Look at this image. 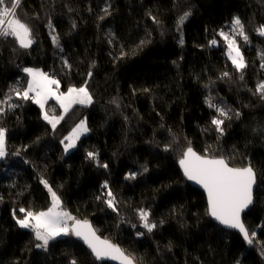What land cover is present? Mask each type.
<instances>
[{"label": "trees", "instance_id": "1", "mask_svg": "<svg viewBox=\"0 0 264 264\" xmlns=\"http://www.w3.org/2000/svg\"><path fill=\"white\" fill-rule=\"evenodd\" d=\"M17 14L34 43L25 49L0 37V99L12 95L19 105L0 115L7 153L0 159V264H110L73 234L37 247L34 232L19 226L20 208L51 206L42 181L71 216L93 223L136 264H264V98L257 92L264 0H22ZM236 17L249 37H236L242 71L219 35L231 32ZM32 67L56 77L62 91L86 85L92 104H77L53 129L40 106L10 91L26 90L24 69ZM83 120L88 134L66 154L65 138ZM188 147L256 172L254 206L244 215L251 244L210 218L207 197L180 169ZM141 209L157 225L151 232Z\"/></svg>", "mask_w": 264, "mask_h": 264}, {"label": "snow or ice", "instance_id": "2", "mask_svg": "<svg viewBox=\"0 0 264 264\" xmlns=\"http://www.w3.org/2000/svg\"><path fill=\"white\" fill-rule=\"evenodd\" d=\"M21 2L22 0H0V37H12L19 43L20 47L27 49L32 46L34 40L31 27L23 22L17 14ZM188 15L189 13H185L181 16L178 24H183ZM49 27H52L51 23ZM230 27L231 32L221 30L219 35L226 42V54L231 59L232 64L238 71H242L247 67V64L237 44L236 37H242L245 42L249 41V37L244 31L243 23L239 17L234 18ZM258 32L260 35H264V26L258 29ZM53 42L58 45V38L54 36ZM210 43L215 46L218 42L213 39ZM261 67H264V64ZM24 72L31 76L26 90L21 91L19 88H13L10 91L23 100H33L41 109L51 98L59 103L65 113L74 104L85 105L92 102V97L86 85L79 88L69 87L67 92L60 93L58 91L60 82L50 78L43 71L25 68ZM223 75L228 76L229 73L225 72ZM241 79H243V76H241ZM53 85L57 86L56 89H53ZM257 92L264 98V81L257 84ZM30 93H34V95L30 96ZM209 106L215 107L210 102ZM16 107H19V105L12 102V95L0 99V115L6 110H12ZM217 111L222 117H227V112L224 109L217 108ZM43 119L48 121L55 129L56 124L63 119V116H49L47 112H44ZM212 123L217 126L219 131H223L220 127L224 123L223 119H213ZM87 131L85 122L81 121L72 133L65 138L69 141L65 145V151L74 148L76 146L75 141L79 139L80 134ZM6 154V129L0 127V158H3ZM88 156L95 159L96 154L89 152ZM179 163L187 178L200 184L206 190L209 214L225 227L239 229L247 242L251 244L252 239L240 220V213L253 202L252 188L255 184V172L252 167H230L226 159L198 155L191 147L187 148ZM102 167L107 168V165H102ZM42 183L48 187L51 193V207L47 211L41 212H26L25 209L20 208L19 211L25 213V216L23 219L17 220L21 228L31 229L34 232L35 239L42 242L38 243L37 247L46 248L51 240L71 233L84 241L98 261L111 260L118 261L119 264H136L134 258L126 254L125 250L121 249L119 245L97 236L87 221L76 220L70 213L64 211L61 207L60 197L51 189L47 181H42ZM104 187H107L106 183ZM107 196L110 197L106 200L108 207L114 211L117 210L114 202L115 197L111 191L107 193ZM139 216L143 221V227L149 232L156 228L157 225L149 221L150 213L148 211L139 210ZM69 220L73 221L71 226L68 224ZM138 235H143V233H138ZM252 235H255V233H252ZM72 264H76V262L72 261Z\"/></svg>", "mask_w": 264, "mask_h": 264}, {"label": "water", "instance_id": "3", "mask_svg": "<svg viewBox=\"0 0 264 264\" xmlns=\"http://www.w3.org/2000/svg\"><path fill=\"white\" fill-rule=\"evenodd\" d=\"M193 149V148H192ZM193 151L194 152H196L194 149H193ZM197 153V152H196ZM198 155H201V156H203L202 154H200V153H197ZM208 158H212V157H208ZM179 165H180V163H179ZM229 166L230 167H232L230 164H229ZM234 167V166H233ZM180 169H181V172H182V174L185 176V179L189 182V184L191 185V186H194L195 188H197V189H199L200 191H202L204 194H205V196L207 197V205H208V207H209V202H208V196H207V192H206V190L200 185V184H198V183H196L195 181H192V180H189L188 178H187V176L184 174V171H183V168L181 167V165H180ZM253 169V168H252ZM254 171V170H253ZM257 185H258V183H257V174H256V172H255V184L253 185V188H252V197H253V202L247 207V208H245V209H243L242 211H241V213H240V220H241V222L243 223V225H244V215H246V213L254 206L253 204H254V201H255V190H256V188H257ZM209 216H210V218H212L214 221H215V223H217L221 228H225L226 230H229V231H233V232H238L240 235H242V237L244 238V235H243V233H241L240 231H239V229H236V228H227V227H225L224 225H222V224H220L219 223V221H217L214 217H212L210 214H209ZM79 221H86V220H84V219H82V220H79ZM90 225H91V227H92V229L95 231V233H96V235L97 236H99L101 239H106V238H104L101 234H99L98 232H97V230H96V228L93 226V223H91V222H89V221H87ZM245 226V225H244ZM246 229H247V227H245ZM74 235V234H73ZM76 238H77V240L82 244V245H85L87 248H88V246L84 243V241L81 239V238H79V237H77V236H75ZM106 240H108V239H106ZM110 241V240H109ZM114 244V243H113ZM120 248L122 249V247L120 246ZM88 250L91 252V250L88 248ZM91 254H92V252H91ZM93 255V254H92ZM129 255V254H128ZM94 256V255H93ZM95 257V256H94ZM100 262H104V263H110V264H119V262L118 261H111V260H104V261H100Z\"/></svg>", "mask_w": 264, "mask_h": 264}, {"label": "rangeland", "instance_id": "4", "mask_svg": "<svg viewBox=\"0 0 264 264\" xmlns=\"http://www.w3.org/2000/svg\"><path fill=\"white\" fill-rule=\"evenodd\" d=\"M239 46V45H238ZM239 48H240V46H239ZM240 51H241V53L243 54V57H244V53H243V51H242V49L240 48ZM244 61H245V59H244ZM33 69H39V70H41V71H43L44 73H46L44 70H42V69H40V68H35V67H32ZM46 74H48V73H46ZM48 76L50 77V78H53V79H56V80H58L56 77H52V76H50L49 74H48ZM30 80H31V76H30ZM29 80V81H30ZM53 87V89H56V85H53L52 86ZM76 88H79V87H77L76 86ZM88 90V89H87ZM58 91L60 92V93H64V92H67V90L66 91H62L61 90V84L59 83V88H58ZM89 92V91H88ZM30 96H32V95H34V93H30L29 94ZM90 95H91V93H90ZM91 97H92V95H91ZM92 101H93V98H92ZM54 102H56L55 101V99L54 98H51V99H49L48 101H47V103L45 104V106H44V108L42 109V113L44 114V112H47L48 114H49V116H63V118L66 116V114L67 113H65L64 112V110H63V108H61V106L59 105V103L58 102H56L57 103V105H59L60 106V112H56V107L57 106H55L54 105ZM92 104V102L90 103V104H85V106H88V105H91ZM38 105V104H37ZM77 104H74V105H72L70 108H69V110H71L74 106H76ZM39 106V105H38ZM68 110V111H69ZM67 111V112H68ZM56 112V113H55ZM55 113V114H54ZM63 119H61L57 124H56V126L62 121ZM84 122H85V125H86V127H87V129H88V125H87V122L85 121V120H83ZM49 123V122H48ZM81 123V122H80ZM80 123H78V125L80 124ZM50 124V123H49ZM51 125V124H50ZM52 126V125H51ZM56 128V127H55ZM72 133V132H71ZM70 133V134H71ZM69 134V135H70ZM86 134H88V131L87 132H83V133H81L80 134V136H79V139H77L76 141H75V145L79 142V140L84 136V135H86ZM68 135V136H69ZM67 143H69V141L67 140V142H66V144ZM65 144V145H66ZM65 145H64V148H65ZM72 149L73 148H70V149H68L67 151H66V154H69V152L70 151H72ZM5 157V156H4ZM1 160H2V158H0ZM47 189H48V187H47ZM52 189V188H51ZM49 191V190H48ZM57 194V193H56ZM59 196V195H58ZM60 200H61V198H60ZM51 203H52V198H51ZM51 207V206H50ZM61 207H62V209L64 210V211H66L65 209H64V207H63V203H61ZM48 210V209H47ZM47 210H44V211H47ZM41 212V211H40ZM24 218V216H20V217H17V220H19V219H23ZM72 223H73V221H71V220H69L68 221V224H69V226H71L72 225ZM23 229H25V228H23ZM28 230V229H27ZM69 235H71V233L69 234ZM39 243H42V242H40L39 241Z\"/></svg>", "mask_w": 264, "mask_h": 264}]
</instances>
